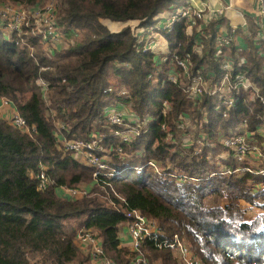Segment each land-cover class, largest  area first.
<instances>
[{"label": "trees", "instance_id": "obj_1", "mask_svg": "<svg viewBox=\"0 0 264 264\" xmlns=\"http://www.w3.org/2000/svg\"><path fill=\"white\" fill-rule=\"evenodd\" d=\"M44 1L0 3L33 7ZM186 2L62 0L59 23L66 37L80 38L52 57L40 40L30 39L32 56L0 29V99H9L36 129L31 138L0 120V264H89L76 244L82 228L97 232L106 256L117 264H128L133 257L120 240L128 223L124 210L116 212L106 192L95 186L94 168L61 149L58 125L67 128V139H101V157L122 172L105 179L107 192L115 189L128 209L156 221L165 236L180 235L204 264H264V226L254 229L241 208L246 202L264 209V148L252 173L228 175L225 168L238 165L222 145L242 122L249 131L264 127V40L254 42L255 23H249L247 49L232 41L221 51V57L234 59V74H245L260 89L258 96H236L231 109L209 95L189 99L181 86L168 80V64L159 66L158 56L137 42L130 27L119 33L108 28L118 30L122 24L113 23L129 21L152 28L158 16ZM223 26L229 38L243 33L225 18L212 22L201 34L202 55L191 60L192 75L200 71L206 79L212 77V84L221 75L215 41ZM185 28L181 21L172 32H162L170 54L192 53L196 36H187ZM241 58L245 64H239ZM39 79L48 84L46 94ZM120 90L127 94L119 95ZM118 103L128 104L139 118H154L129 143L114 137L106 121V110ZM185 115L189 126L182 129ZM188 136L192 144L186 146ZM256 138L262 146L264 138ZM149 162L159 167L161 176ZM136 167L144 168L137 172ZM44 169L49 186L40 191L36 175ZM171 174L192 180L181 183ZM85 184L93 186L89 197L72 201L59 194L61 187ZM144 250L149 264H181L172 251L157 250L151 243Z\"/></svg>", "mask_w": 264, "mask_h": 264}, {"label": "built area", "instance_id": "obj_2", "mask_svg": "<svg viewBox=\"0 0 264 264\" xmlns=\"http://www.w3.org/2000/svg\"><path fill=\"white\" fill-rule=\"evenodd\" d=\"M253 1L255 4L254 16L256 27L254 42L256 43L259 40H264V0ZM231 8L228 4L222 7L214 5L211 7L203 0H188L185 5L165 12L168 13L165 17H162L163 14L158 16L156 18L157 23L152 28L140 27L139 21L125 23H113L109 21L113 24H122L118 30H113L107 26L113 33H119L122 29L130 27L137 42L144 43L145 50H150L158 56L159 66L168 64V80L175 85L181 86L189 99L196 101L204 95H209L218 98L223 105L231 109L236 104V96H239L242 92H252L256 96L260 93V89L248 76L243 73L234 74L235 65L233 58L223 55L221 57V51L231 44L233 37L229 38L220 30V34L217 35L215 41V46L219 53V68L221 71L219 81L212 84L210 81L212 80L211 73H209L210 80L206 79L200 71L196 75H192L191 73L193 55H202L203 53L204 46L201 41L203 30L212 22L220 18L229 17ZM60 9L61 0H47L33 7L2 2L0 3V29L8 36L7 38H12L17 45L27 48L32 56L35 54V47L29 41L31 38L40 40L44 46L45 54L48 57H52L55 52L64 50L65 42L67 46H72L75 43L72 40L68 43L66 34L59 23ZM236 16L240 17V25L232 24V28H242L247 33V37L250 38L248 31L249 23L246 18L241 13H236ZM181 21L185 22L186 35L193 36L195 34L196 36V45L192 53H187L184 57L170 54L169 42L162 35V32H172L174 26ZM154 38L162 43L160 50H155L156 45L152 41ZM239 48L246 49L241 46ZM240 63L245 64V60L241 58ZM37 84L46 94L47 82L39 79ZM126 94L127 91H123L119 95L125 96ZM262 102L264 103V99H262ZM105 117L107 123L113 128L111 133L124 143H129L136 137L132 135V131L139 136L141 130H147L150 123L154 121L152 116H146L143 119L137 117L131 111L130 106L124 103H118L113 107H109L105 112ZM0 120L31 138L36 133L35 127L27 123V120L7 98L0 99ZM189 121L190 118L187 115L182 116L179 123L180 128H188ZM163 129H165L164 126ZM58 130V142L61 149L64 152L72 154L85 165L94 168L93 178L95 186H99L102 191L106 192V197L116 212L120 213L122 209L124 210L128 223L121 230L120 240L122 246L128 248L133 254L128 264H149L144 250L147 243H151L154 248L160 251H172L181 264H204L201 258L191 249L188 242L180 235L165 236L159 230L156 221L147 218L140 210L128 209L127 200L120 196L115 189L112 188V194L107 192L105 189L107 185L105 179L118 176L122 172L110 168L104 157H101V153L104 152L101 139L95 135L87 141L67 139L64 136L67 128L63 125H58ZM257 135L264 138V127L257 131H249L247 122H242L233 131L231 136L222 140V145L232 153V158L237 161L238 165L235 169L230 166L225 168L226 174L243 175L245 173H252L257 168L258 165H254V161L262 159V148H264V142L261 146L256 138ZM188 140H190L189 136L184 140L186 146L191 145L187 143ZM119 152L122 151L119 150ZM200 152V150H197L195 153L199 154ZM147 166L153 168L160 176L162 175L159 167L154 162H149ZM143 168L136 167L135 170L141 172ZM171 177L177 178L173 174H171ZM36 179L38 181V189L45 191L49 186V178L45 173V169L36 175ZM177 179L181 183L192 180L186 176H180ZM92 188L93 186L88 185H81L78 188L61 187L59 194L62 197L76 201L89 197ZM244 203L248 207H252L248 203ZM257 216V218L248 223L253 224L254 229L262 230L264 226V212L259 213ZM76 244L81 252L88 257L89 264H117L115 260L106 256L103 240L92 228H82L79 230L76 235Z\"/></svg>", "mask_w": 264, "mask_h": 264}, {"label": "crops", "instance_id": "obj_3", "mask_svg": "<svg viewBox=\"0 0 264 264\" xmlns=\"http://www.w3.org/2000/svg\"><path fill=\"white\" fill-rule=\"evenodd\" d=\"M203 1H206L211 7L213 5L216 7H222V6L227 5V4L230 5L232 8L229 11L230 12L229 17L225 18L230 26L232 24L233 25H240V17H237L236 13L243 14L248 23H250V22L255 23V16H254L255 4H254L253 0H203ZM187 2H188V0H187ZM167 14L168 13H163L162 17H165ZM224 28H226V27L223 26L221 28V30L223 31ZM242 31H243V29H242ZM243 33L242 34H243V39H244L245 43L243 42L241 47H245L247 49V43H246V39H245V38H247L246 37L247 33H245L244 31H243ZM224 34L227 35L226 29H225ZM239 49H241V48H239ZM242 50H245V49H242Z\"/></svg>", "mask_w": 264, "mask_h": 264}, {"label": "rangeland", "instance_id": "obj_4", "mask_svg": "<svg viewBox=\"0 0 264 264\" xmlns=\"http://www.w3.org/2000/svg\"><path fill=\"white\" fill-rule=\"evenodd\" d=\"M47 0H45V2H46ZM62 1V0H61ZM63 28V27H62ZM225 29L226 28H224V30H223V33L225 32ZM227 30V29H226ZM78 34L80 33V32H77ZM5 38L6 37H8L7 35H5L4 36ZM80 37H79V35H75L74 36V38H72V39H70V37H67V39H68V43H69V41H73V42H75L76 40H78ZM152 41L155 43V45H156V47H155V50H160V48H161V42L160 41H158V39H152ZM233 41L235 42V45H236V47H240L241 45H242V43L244 42L245 43V41H244V39H243V34H239V35H237V36H234L233 37ZM70 46V45H69ZM69 46H67L66 45V42H65V44H64V49L65 50H68L69 49ZM74 46V45H73ZM72 46V47H73ZM123 91H126V90H120V91H118V94H121ZM132 133V135L135 137V136H137L136 134H135V132H131ZM187 143H189V144H192V138L190 139V140H188L187 141ZM261 160L262 159H257V160H255L254 161V165H259L260 164V162H261ZM87 184H85L84 186H86ZM241 208H243V210H244V220L246 221V222H250V221H252L254 218H257L258 216V214L259 213H262V212H264V209H261V208H258V207H248V205L247 204H245L244 202H241ZM80 230V229H79ZM78 230V231H79Z\"/></svg>", "mask_w": 264, "mask_h": 264}]
</instances>
